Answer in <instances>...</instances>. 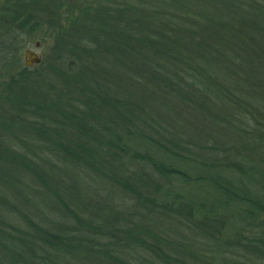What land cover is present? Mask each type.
Listing matches in <instances>:
<instances>
[{
  "label": "trees",
  "instance_id": "1",
  "mask_svg": "<svg viewBox=\"0 0 264 264\" xmlns=\"http://www.w3.org/2000/svg\"><path fill=\"white\" fill-rule=\"evenodd\" d=\"M20 1L0 9V264H264V0H50L79 16L32 70Z\"/></svg>",
  "mask_w": 264,
  "mask_h": 264
},
{
  "label": "rangeland",
  "instance_id": "2",
  "mask_svg": "<svg viewBox=\"0 0 264 264\" xmlns=\"http://www.w3.org/2000/svg\"><path fill=\"white\" fill-rule=\"evenodd\" d=\"M31 1H33L36 4H34V6H33L31 4ZM69 1H71V0H69ZM73 2H77V1L76 0H72L71 3H73ZM49 3H50V0H21L19 3H16L18 6L21 5L22 10L24 12L27 11V13L35 15L37 17V19L39 20V22L35 21V23H33L34 24L33 31L30 32V36H28L27 33H24L23 35H18L16 37L15 44L16 43H17V45L19 44L20 50L17 51L16 54L15 53L12 54V57H15V55H16V57L18 59L17 64H19V66H21L22 68H24L23 54H24L25 50H27V49L32 51V52H36L37 54L43 56V61L44 60L55 59L56 58L55 49L57 48V42H59V40H60L59 38L63 39L62 35L59 36V34H58V31H57L58 28L56 26L57 25V21H60L61 25H63L64 21H67V22H69L71 24L73 19L75 17L79 16L78 13L80 11L77 9V7H74V10H72L70 8V5L69 6H65V7H60V12L56 13L57 6L55 4H57V3H54L53 5H50ZM25 5L28 6L29 10H27ZM79 8H80V6H79ZM48 9H51V17L50 18L45 16L47 14L46 11ZM67 14H68V16H67ZM63 15H66L69 19L68 20L67 19L62 20L61 18L63 17ZM73 15H75V16L73 17ZM71 16H72V18H71ZM51 30L53 32H51ZM0 37H1V35H0ZM4 38L5 37H1L0 38V44H1V42L2 43L4 42V40H5ZM37 42L41 43L40 49H36L35 48V43H37ZM9 44H10V48L12 49V41L9 42ZM68 57H69V60H70V55ZM65 58H67V57L65 56ZM2 59L3 58H2L1 53H0V63H1ZM67 61H68V58H67L66 62ZM37 66L38 65H35L32 68H30V69L27 68V69L28 70H32L33 68H36ZM204 134L202 133L203 143L205 141L206 142H212V139H206L207 135L206 134L204 135ZM197 135H198V133H197ZM209 137H210V135H208V138ZM186 234H187L186 236H190V233L187 232ZM188 241H190V240H188ZM199 241H200V238L199 239L197 238L196 239L197 245H195L194 242H192V244H194L198 250L202 251V248H204V244L202 243L200 245ZM221 256H227V258H228L229 256H241L242 257L243 255H239L236 252L235 253L234 252L233 253L230 252L228 254H222ZM235 258L239 259L238 257H232L231 260L236 261ZM242 259L241 260H237V261H242Z\"/></svg>",
  "mask_w": 264,
  "mask_h": 264
},
{
  "label": "water",
  "instance_id": "3",
  "mask_svg": "<svg viewBox=\"0 0 264 264\" xmlns=\"http://www.w3.org/2000/svg\"><path fill=\"white\" fill-rule=\"evenodd\" d=\"M41 43L37 42L35 43V48L40 49ZM43 61V57L36 52H32L30 50H25L23 54V62L25 68H32L35 65H40Z\"/></svg>",
  "mask_w": 264,
  "mask_h": 264
},
{
  "label": "flooded vegetation",
  "instance_id": "4",
  "mask_svg": "<svg viewBox=\"0 0 264 264\" xmlns=\"http://www.w3.org/2000/svg\"><path fill=\"white\" fill-rule=\"evenodd\" d=\"M5 5H11V0H0V9ZM11 10V9H10ZM1 15V14H0ZM1 33V32H0ZM3 34V33H2ZM2 43V42H1ZM4 43V42H3ZM28 50V49H27ZM43 62V61H42Z\"/></svg>",
  "mask_w": 264,
  "mask_h": 264
}]
</instances>
